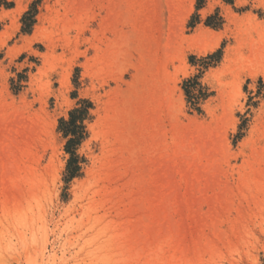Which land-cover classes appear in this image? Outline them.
<instances>
[{
	"label": "rangeland",
	"instance_id": "374dc122",
	"mask_svg": "<svg viewBox=\"0 0 264 264\" xmlns=\"http://www.w3.org/2000/svg\"><path fill=\"white\" fill-rule=\"evenodd\" d=\"M0 264H264V0H0Z\"/></svg>",
	"mask_w": 264,
	"mask_h": 264
},
{
	"label": "trees",
	"instance_id": "16d2710c",
	"mask_svg": "<svg viewBox=\"0 0 264 264\" xmlns=\"http://www.w3.org/2000/svg\"><path fill=\"white\" fill-rule=\"evenodd\" d=\"M206 1L207 0H198V8L203 7ZM35 17L36 13L33 10H30L24 15L22 29L24 33L32 32L35 25ZM91 108L92 105L89 102H82L77 108L70 112L68 120L62 119L60 121L59 130L63 133L64 137L68 139L66 152L70 155L65 178L67 182L77 177L81 171L77 149L86 138L85 121L89 118Z\"/></svg>",
	"mask_w": 264,
	"mask_h": 264
},
{
	"label": "bare ground",
	"instance_id": "6f19581e",
	"mask_svg": "<svg viewBox=\"0 0 264 264\" xmlns=\"http://www.w3.org/2000/svg\"><path fill=\"white\" fill-rule=\"evenodd\" d=\"M210 35H211V32H209V31H206L205 32L204 31V32H201L200 33V35L197 37V39L198 40H201V39H209V36ZM208 41H207V44H205V46H203L202 50L210 51V50H214L216 48L217 44L215 42H213V40L211 42H209V43H208Z\"/></svg>",
	"mask_w": 264,
	"mask_h": 264
}]
</instances>
